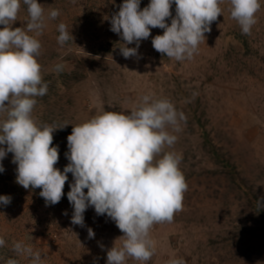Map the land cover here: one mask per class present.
I'll return each mask as SVG.
<instances>
[{
    "label": "rangeland",
    "instance_id": "obj_1",
    "mask_svg": "<svg viewBox=\"0 0 264 264\" xmlns=\"http://www.w3.org/2000/svg\"><path fill=\"white\" fill-rule=\"evenodd\" d=\"M37 2L45 6L46 17L42 34L36 37L41 43L37 57L41 70L62 65L76 74L57 102L48 109L34 107L32 113L38 125L69 124L61 129L63 134L53 133V146L61 154L56 168L64 169L69 163L64 151L73 126L104 111L130 112L146 94L170 100L186 117L179 122V131L168 126L177 140L164 149L182 157L179 167L188 185L182 210L171 223L153 225L150 238L155 254L151 260L128 258L125 264H168L181 258L185 264H264L262 224L253 217L247 186L229 174L236 169L264 206V0H260L250 35L242 34L230 16L228 0H223V14L211 24L193 58L183 61L153 48L152 38L163 34L160 28L151 29V36L141 42L140 58L125 59L120 54L122 40L110 30L109 18L119 11L123 0ZM149 3L141 0V10ZM50 8L60 10L57 19H47ZM171 11L175 16V4ZM28 20L21 0L13 29L26 28ZM61 22L72 31L74 43H58ZM5 115L0 114V120ZM207 136L227 163H217ZM12 157L8 153L0 161L5 169L0 173V196L11 197L10 204L0 205V238L5 240L0 264L9 258L30 264L29 257L12 251L15 242L39 251L43 264H106L107 249L123 235L115 222L89 207L84 213L85 227L73 225L67 194L59 203L46 206L40 192L15 182L17 166ZM72 182L69 173L63 190L69 192ZM89 227L95 233L92 239L88 238ZM115 244L120 246L121 241Z\"/></svg>",
    "mask_w": 264,
    "mask_h": 264
},
{
    "label": "clouds",
    "instance_id": "obj_2",
    "mask_svg": "<svg viewBox=\"0 0 264 264\" xmlns=\"http://www.w3.org/2000/svg\"><path fill=\"white\" fill-rule=\"evenodd\" d=\"M223 0H150L142 10L141 0H123L119 11L109 18L110 30L120 36V54L125 58H140L138 49L151 36V29H163L152 38L153 48L177 61L192 59L205 33L223 14ZM229 13L244 35H250L257 23L260 0H228ZM29 20L26 28L12 25L17 21L21 0H0V161L12 153L16 167L15 182L26 190L41 189L39 195L46 206L59 203L71 173L67 199L73 208L71 223L85 227L84 213L94 208L98 216L106 215L123 233L107 249L106 264H125L128 258L147 262L155 254L150 238L154 224L171 223L174 214L182 210L184 193L188 189L180 170L182 157L165 152V146L175 144L177 137L167 128L179 131V122L186 121L183 112L166 99L146 94L136 109L130 112L104 111L90 120L72 127L67 137L69 163L63 171L56 168L58 146H53V133L62 126L38 125L32 113L37 97L48 93L49 84L42 78L37 57L41 43L36 38L45 27V6L37 0H23ZM175 4V16L171 8ZM60 10L50 8L47 19L55 20ZM170 19V24L167 20ZM58 43H74L72 31L65 23L57 26ZM32 32L35 35H29ZM135 44V47H128ZM56 72L62 71L57 65ZM6 146V147H4ZM161 153L163 155L161 156ZM157 157H160L157 159ZM5 171L0 163V173ZM85 189L87 192H85ZM11 197L0 196V205L7 206ZM257 204L261 207L260 200ZM67 215V212L64 213ZM88 238L95 233L87 229ZM5 240L0 238V247ZM12 251L27 256L30 264H43L39 251L31 245L15 242ZM5 264H19L9 258ZM168 264H185L171 259Z\"/></svg>",
    "mask_w": 264,
    "mask_h": 264
},
{
    "label": "trees",
    "instance_id": "obj_3",
    "mask_svg": "<svg viewBox=\"0 0 264 264\" xmlns=\"http://www.w3.org/2000/svg\"><path fill=\"white\" fill-rule=\"evenodd\" d=\"M41 74H42L43 80L49 84V89H48V93L45 96L36 98L37 104L35 105V107L37 109H41V108L48 109V108H50V106H52V104L57 102L59 97H61L60 96L61 93H63L64 90L69 87L70 81H72L74 78H76V74L69 73L68 71H66V69H64V67H63L62 71H60V72H56L55 70L45 72V70H41ZM50 125L61 126L60 123H58L57 121H53ZM55 132L60 134L62 132V130L58 129ZM61 134H63V133H61ZM206 143L210 147L213 146V142L209 138V136H207V142ZM66 152H68V149L66 151H64V154ZM210 153L214 156V158L216 159L218 164L227 163L226 158L220 154V151L218 150L217 147L213 146ZM60 157H61V154H59V158ZM61 162L64 163L65 160H62ZM58 169L63 170L62 166ZM235 171H236V169L232 168L229 171V174L233 177V179L238 184H240L243 187L247 186V188H248V195H247L248 196V202L251 206V211H252L253 217H255L257 219V222H256L257 224H262L261 231L264 233V206L262 205V203H261V205H262L261 207L258 206L257 200H260V199L254 193L253 187L251 188L248 185V183L246 182V180L243 179L242 177H240L238 173L236 174ZM233 173H235V174H233ZM30 190L36 191L37 193H39L41 191V189H39V188L30 189ZM63 192H64V197H65L66 194L68 193V191L63 190Z\"/></svg>",
    "mask_w": 264,
    "mask_h": 264
}]
</instances>
